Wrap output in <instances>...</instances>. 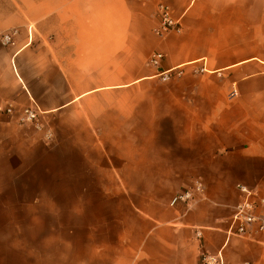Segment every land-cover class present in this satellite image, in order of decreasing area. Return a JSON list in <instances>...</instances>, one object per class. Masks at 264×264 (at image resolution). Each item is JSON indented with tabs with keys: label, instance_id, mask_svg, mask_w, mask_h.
<instances>
[{
	"label": "crops",
	"instance_id": "1",
	"mask_svg": "<svg viewBox=\"0 0 264 264\" xmlns=\"http://www.w3.org/2000/svg\"><path fill=\"white\" fill-rule=\"evenodd\" d=\"M158 1L0 0V142L62 177L65 213L21 264H264V242L229 234L237 185L264 199V0H162L181 25L162 36ZM29 106L52 140L19 124Z\"/></svg>",
	"mask_w": 264,
	"mask_h": 264
},
{
	"label": "rangeland",
	"instance_id": "2",
	"mask_svg": "<svg viewBox=\"0 0 264 264\" xmlns=\"http://www.w3.org/2000/svg\"><path fill=\"white\" fill-rule=\"evenodd\" d=\"M50 133L52 140L55 129L50 127ZM38 164L31 149L0 142V264H21L32 253L44 252L50 244V216L65 214L62 207H50V199L63 195L50 193V183L61 184L62 177L42 174Z\"/></svg>",
	"mask_w": 264,
	"mask_h": 264
},
{
	"label": "built area",
	"instance_id": "3",
	"mask_svg": "<svg viewBox=\"0 0 264 264\" xmlns=\"http://www.w3.org/2000/svg\"><path fill=\"white\" fill-rule=\"evenodd\" d=\"M157 25L154 28V33L157 36L165 35L169 32H179L181 25L178 20L171 16L170 7L159 0L157 3ZM4 43L11 41L9 34H4ZM163 58V54L160 52H152L148 58V64L150 66H158ZM183 74L180 68H171L166 71H162L156 74V77L161 81H168L171 78L180 77ZM15 109L12 105H0V113L13 114ZM17 120L21 125H32L37 130H44V139L49 141L51 133L49 128H44L40 119L38 110L33 107H24L18 111ZM240 192L243 194L242 200L235 206L234 213L232 215L231 228L229 234L239 237H258L261 242H264V213L257 211L258 206L264 205V199L256 200L255 193L247 186L238 184ZM202 192V184L199 181H195L190 187H187L178 193H176L170 200V205L177 203H189L194 199L195 194ZM196 237L200 238V231L196 232ZM200 264H224L223 255L221 252L215 254L209 252L200 253Z\"/></svg>",
	"mask_w": 264,
	"mask_h": 264
}]
</instances>
